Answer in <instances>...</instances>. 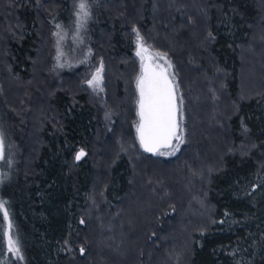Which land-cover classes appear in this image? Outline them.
Here are the masks:
<instances>
[{
    "label": "trees",
    "instance_id": "1",
    "mask_svg": "<svg viewBox=\"0 0 264 264\" xmlns=\"http://www.w3.org/2000/svg\"><path fill=\"white\" fill-rule=\"evenodd\" d=\"M70 1L0 0V131L10 161L6 171L0 159V200L9 213L5 220L0 210V264H124L132 252L136 264L159 257L165 264H264V74L248 77L242 90V73L251 71L242 54L264 63V8L257 12L255 0H87L86 45L103 63L102 86L111 72L121 71L125 80V101L116 103L123 95L120 76L114 98L105 101L111 111L125 113L120 134L126 149L96 168L90 152L100 125L88 97L89 70L80 65L61 74L62 85L48 73L55 23L66 18ZM186 3L189 8H182ZM134 29L143 45L166 54L182 97L183 143L174 155L147 152L136 140ZM41 44L44 71L36 89L28 88ZM68 81L77 89H65ZM45 86L43 98L38 90ZM17 90H29L23 104L9 100ZM200 111L205 120L198 121ZM19 114L26 117L22 125ZM37 114L36 146L29 151L30 118ZM208 139L215 148L224 146L216 162L203 151ZM81 147L86 154L76 161ZM172 168L185 182L192 174L188 194L164 178ZM182 202L202 213L185 217ZM9 221L23 259L9 251ZM92 231L100 232L97 239L90 240ZM137 234L143 245L132 251Z\"/></svg>",
    "mask_w": 264,
    "mask_h": 264
},
{
    "label": "rangeland",
    "instance_id": "2",
    "mask_svg": "<svg viewBox=\"0 0 264 264\" xmlns=\"http://www.w3.org/2000/svg\"><path fill=\"white\" fill-rule=\"evenodd\" d=\"M172 1H174V0H172ZM78 3H79V0H71L70 1L71 9H70L68 15L66 16V18L64 20H61V21H56V23H55V24H60L62 26V29H60V30H58L55 26L54 32L60 31L61 35L63 36V39H59V37L55 36L56 39H55V42L52 44L53 46H52L51 55H50V64L48 66V70H49L48 73H50V76L52 78H54V81H56L55 82L56 85H62V83H60V81H59V76L61 74L65 73V72L72 71L74 68H76L80 65L85 67L90 72L87 80L92 79L93 74L96 72L97 68L100 67V65H98L90 56L91 49L88 48V45H86L87 36H88L87 28L89 26L91 16L88 19L86 26H84L79 31H77L75 12L77 11L76 6ZM255 3H256L255 6L257 8V12L263 11L264 0H255ZM181 7L182 8H189L187 3L185 4V6H181ZM178 28H181V27H178ZM256 32H259V30H256ZM143 46L146 47L145 45H143ZM44 48L45 47H43V44H41V46H39L37 48V51H36L37 56L33 62L32 68H31L32 74L34 75L32 80L35 79V81L32 82V80H31L28 83H26V87H28V88H30V87L35 88L34 87L35 83L40 82L38 75H40L41 72L44 71V69H43L44 68V64H43V54H44L43 50H44ZM146 48H148V47H146ZM137 50H138V47H137V43H136L135 48H134L135 54H136ZM247 51H248V49H246L245 52L249 55V53H251V51H248V52ZM156 53H159V52L152 51L148 48V52L145 54V59L143 62L141 61V58L138 56L139 67H138V71H137L136 75L134 76V81H133L135 95L133 97V104H132L133 114H134L133 115L134 122H133L132 127L134 129L136 140L142 149H144V148L141 146L139 138H138V134H137V124L140 121V116L138 114L139 105L137 103L139 100V91L137 89L138 77L144 73L145 67L150 72L152 70L160 71L159 68L155 67L156 64H159L165 70V75H167L169 80L175 84L174 77H173V75L170 71V68L168 66V61L166 60L165 57L164 58L157 57ZM260 54H261V52H260ZM242 55H243L244 64L248 63L249 67H251V71H249V72L243 71V73H242V80L244 82V84H243L244 88L242 87V90H244V92H245V89L247 88L248 82H249L248 77H251V79H255V80H260L262 78V75L264 74V63L261 66L256 65V63H254L255 60L251 59L250 57H249V59H247V56L245 54H242ZM57 57H59V59ZM142 64H143V67H142ZM60 65H63V66L61 67ZM256 66L260 67V69L258 70V72H252L253 69L257 68ZM111 73L108 76L107 88L105 89L102 86L103 91H99L98 89L93 90V88H91L87 84L89 89H90L88 97H89L90 101H93V103L96 107L98 123L100 125L99 129H97L98 131H96L97 133H95V136L93 137L94 139H93L92 144H91V152H90L91 158H94V160H95L96 164L94 163V165H96V168H97V166L103 167V163L106 162L107 160H109V158H110L109 155H111L113 152H116V151L117 152H119V151L124 152V150L126 149V148H121L122 136L120 134V132L122 131V127L124 125L125 113L122 110L111 111L110 107H108V105L105 101V99L108 98V101L111 102V97L114 98L113 82L119 76H120L119 79L122 81V85H123V87H122L123 95H122L120 100L116 101V103H119L120 101L121 102L125 101V92H124L125 80H124L123 73H121V71L116 72L115 74L112 73V75H111ZM44 80L41 83L42 86L44 85ZM65 84L66 85L63 87L67 90H76L77 89V86L72 81H68ZM28 92H29V90L26 93L20 94L17 90L16 93L14 92L12 94V96L9 98V100L13 101V102L16 101L15 103L23 104L24 100L26 101V99L28 98ZM38 94L41 97L46 98L48 96V90H46V86L43 89V91L38 90ZM175 94L177 96V106H178L177 118H178V121L180 123V121H181L180 101H179V97H178V93H177L176 89H175ZM17 100H19V101H17ZM24 108L25 107H23V109ZM22 110L20 109V111H22ZM204 112H206V111H200V113H199L200 118H198V121L205 120L206 114H204ZM19 117H21L19 120V125H22L23 124L22 120L26 117L23 114H19ZM114 117L117 118V123L115 125H113ZM39 118H41V114L35 115L33 117V119H32V117L30 118V121H33V123H32L33 127H31L32 128V135H31V138H29V140L26 141V143L29 145V151H32L33 148L36 146L35 140H36V132L38 130ZM36 125H37V127H36ZM112 125L114 127H112ZM111 133L114 135V139L112 138V142H111L110 146H106V148L104 146H101V145H105L102 143L105 141L106 136H108ZM198 133H201V131L199 129L194 132V136L196 137V135ZM171 143H172L173 147L176 145L177 142H176L175 138L172 139ZM211 143L212 142L210 141V139H208L207 147H204L203 151H204V153H208L207 157H210V158H211V155L213 154L215 157L214 162H216L220 159V152H222V150H224V146H221L220 148H218V147L215 148V147L211 146ZM242 146H245V143H242ZM173 147H160L159 152L171 153L173 151ZM80 149L84 150V148H82V147L77 148L76 153ZM101 149H104L103 153L105 156L98 158L96 156V152H99ZM105 152H107V153H105ZM96 159H97V162H96ZM26 161H28V159H26ZM9 165H10V161H8L7 159L2 160L1 166H2L3 170H6L7 168H9ZM8 173H9V171H8ZM178 173H179V168H172L167 173V176H165L164 178L168 179V181L175 180L176 185L174 184L173 186H170V187L176 188L179 193L186 192V194H188L190 191L189 187H188V183L192 177V174L189 173L188 182H185L182 180V176H180V174H178ZM177 175H179L180 180H177ZM98 179H100V177L96 176L95 180L98 181ZM182 204H183L182 207H184V209L182 210V213L184 214L185 217L189 218V216H190V217H192L191 219L193 220V218L195 216H198L202 213V212L198 211L197 209L195 210L194 208L193 209L190 208L188 206V203L186 204V202H182ZM86 214L88 215V213H86ZM169 232H170V230H169ZM169 234H171V232ZM99 235H100L99 231L97 233H94L93 231L88 233L90 240L97 239L96 237H99ZM164 236L165 237H163L162 239L168 238V234H166ZM131 239L132 240H130V241L133 243V246L131 249L132 251L136 250V247L143 245L142 238L140 237L139 234L133 235ZM164 243L169 244L172 242H169L166 240ZM185 258H186V256H185ZM146 259L149 260L150 256H148ZM105 260H106V258H105ZM127 261H128V264H136V261L134 260V252L131 253L128 260H126V263H127ZM126 263L124 262V264H126ZM100 264H110V263L103 260L102 262H100ZM153 264H165V263H163L161 260V257H159L158 259L155 258V262Z\"/></svg>",
    "mask_w": 264,
    "mask_h": 264
},
{
    "label": "snow or ice",
    "instance_id": "3",
    "mask_svg": "<svg viewBox=\"0 0 264 264\" xmlns=\"http://www.w3.org/2000/svg\"><path fill=\"white\" fill-rule=\"evenodd\" d=\"M76 27L77 31L86 26L88 19L91 16L90 5L87 0H79L77 4ZM58 30L62 29L60 24H56ZM137 35V47L136 55L141 58L143 62L145 54L148 52V48L143 46V38L140 36L138 30L134 29ZM53 35L63 39L60 31L54 32ZM166 54L156 53L159 58H164ZM59 59V57H57ZM61 67L63 65H60ZM169 67L171 64L169 62ZM143 67V64H142ZM160 71L152 70L151 72L145 67L144 73L137 79V89L139 91V111L140 121L137 124V134L141 146L145 151L151 153H159L160 155H174L175 150L178 149L179 144L183 143L182 129L177 118L178 106L177 96L175 89L178 85H175L165 75V70L159 64L155 65ZM103 63L97 68L93 74L92 79L87 80L86 83L93 88V90L103 91L102 81L103 76ZM182 104V97L179 98ZM175 138L176 145L173 147L172 139ZM160 147H173L171 153L159 152ZM86 153L83 149H80L76 155L75 160L79 161ZM0 159H4V133L0 131ZM6 201L0 200V210H3L5 220L8 219L9 213L6 208ZM83 223V221H81ZM11 222L8 224V248L10 252H14L20 259H23L22 255H19L20 249L18 242L14 240L10 234ZM81 253L84 252V248L81 247Z\"/></svg>",
    "mask_w": 264,
    "mask_h": 264
}]
</instances>
